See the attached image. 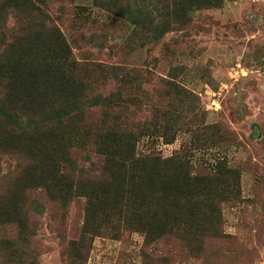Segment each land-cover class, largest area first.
Instances as JSON below:
<instances>
[{
	"label": "rangeland",
	"instance_id": "1",
	"mask_svg": "<svg viewBox=\"0 0 264 264\" xmlns=\"http://www.w3.org/2000/svg\"><path fill=\"white\" fill-rule=\"evenodd\" d=\"M194 1L178 17L164 15L162 0H130L154 18L144 28L121 15L122 3L110 9L111 0L47 4L75 59L104 67L93 73V93L101 104H124L137 154L181 153L213 173L219 164L232 169L237 196L220 206L218 235L190 247L177 235L157 237L137 225L159 212L146 199L119 200L92 219L86 197L62 213L36 194L26 228L0 225V264H264V0ZM112 64L125 68L121 81L105 68ZM14 165L4 157L0 177ZM136 210L143 221L128 229L122 217ZM69 240L82 243L85 258Z\"/></svg>",
	"mask_w": 264,
	"mask_h": 264
},
{
	"label": "trees",
	"instance_id": "2",
	"mask_svg": "<svg viewBox=\"0 0 264 264\" xmlns=\"http://www.w3.org/2000/svg\"><path fill=\"white\" fill-rule=\"evenodd\" d=\"M162 1L164 15L179 17L192 0ZM118 2L129 22L154 26V18L132 9L130 0H111L109 8L116 9ZM166 25L156 26L158 35ZM99 68L104 67L75 59L47 0H0V161H15L0 177V225L26 228L27 202L36 194L58 204L62 213L74 198L86 197V216L92 219L107 215L119 200L146 199L158 214L150 215L152 223L141 224V216L133 214L139 210L119 216L128 229L137 222L148 231L159 230L157 237L177 235L189 247L205 235L217 236L220 206L237 196V182L227 178L232 169L219 164L213 173L208 165L193 166L181 153L137 154L124 104H101L93 93L100 72L93 73ZM105 68L117 81L125 76L122 66ZM66 245L76 258H85L80 241Z\"/></svg>",
	"mask_w": 264,
	"mask_h": 264
}]
</instances>
